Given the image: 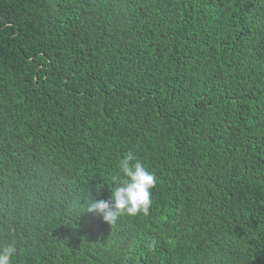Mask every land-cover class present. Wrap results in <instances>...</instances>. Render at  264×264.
I'll list each match as a JSON object with an SVG mask.
<instances>
[{
  "label": "trees",
  "instance_id": "1",
  "mask_svg": "<svg viewBox=\"0 0 264 264\" xmlns=\"http://www.w3.org/2000/svg\"><path fill=\"white\" fill-rule=\"evenodd\" d=\"M132 153L147 216L89 213ZM12 264H264V0H0V248Z\"/></svg>",
  "mask_w": 264,
  "mask_h": 264
},
{
  "label": "clouds",
  "instance_id": "2",
  "mask_svg": "<svg viewBox=\"0 0 264 264\" xmlns=\"http://www.w3.org/2000/svg\"><path fill=\"white\" fill-rule=\"evenodd\" d=\"M117 167L122 178L114 184L111 200L93 201L87 207L89 213L102 216L109 224L125 214L147 216L152 206V190L157 184L155 174L132 153L122 155ZM16 251L14 244L0 248V264H12Z\"/></svg>",
  "mask_w": 264,
  "mask_h": 264
}]
</instances>
